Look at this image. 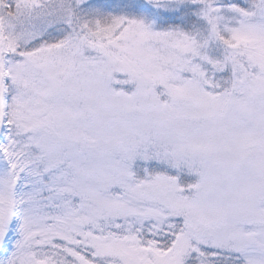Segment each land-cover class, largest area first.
<instances>
[{
	"label": "snow or ice",
	"instance_id": "obj_1",
	"mask_svg": "<svg viewBox=\"0 0 264 264\" xmlns=\"http://www.w3.org/2000/svg\"><path fill=\"white\" fill-rule=\"evenodd\" d=\"M0 264H264V0H0Z\"/></svg>",
	"mask_w": 264,
	"mask_h": 264
}]
</instances>
